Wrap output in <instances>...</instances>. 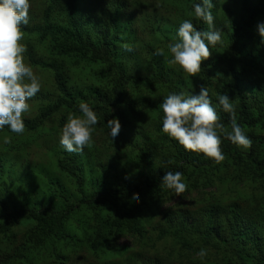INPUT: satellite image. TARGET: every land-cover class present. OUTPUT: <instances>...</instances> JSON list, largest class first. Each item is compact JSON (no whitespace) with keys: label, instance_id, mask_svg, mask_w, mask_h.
Segmentation results:
<instances>
[{"label":"trees","instance_id":"trees-1","mask_svg":"<svg viewBox=\"0 0 264 264\" xmlns=\"http://www.w3.org/2000/svg\"><path fill=\"white\" fill-rule=\"evenodd\" d=\"M0 264H264V0H0Z\"/></svg>","mask_w":264,"mask_h":264},{"label":"rangeland","instance_id":"rangeland-1","mask_svg":"<svg viewBox=\"0 0 264 264\" xmlns=\"http://www.w3.org/2000/svg\"><path fill=\"white\" fill-rule=\"evenodd\" d=\"M184 202L186 204H190L191 203L190 199H188V198H184ZM172 203H174V202L173 201H170V202H167L165 205H169V204H172ZM119 242L125 243V244H130L132 242V239L129 238V237L122 238V239L119 240Z\"/></svg>","mask_w":264,"mask_h":264}]
</instances>
